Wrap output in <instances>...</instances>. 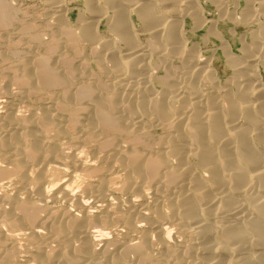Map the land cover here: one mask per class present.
<instances>
[{"label":"bare ground","instance_id":"6f19581e","mask_svg":"<svg viewBox=\"0 0 264 264\" xmlns=\"http://www.w3.org/2000/svg\"><path fill=\"white\" fill-rule=\"evenodd\" d=\"M38 1L50 29L18 30L51 45L8 77L21 103L30 95L43 101L27 116L0 113V163L11 166L0 165V183L14 177L12 192L0 193V264H264V0H243L239 19L228 18L248 19V43L235 25L226 37L215 31L227 0H75L77 8L65 9L74 22L62 15L67 0ZM5 5L0 30L14 10ZM202 30L212 51L188 42ZM77 45L92 55L88 68L61 51L77 56ZM208 53L229 76L204 64ZM75 134L95 146L102 165L56 144ZM114 169L130 196L125 210L107 202L105 176ZM81 175L84 197H75L70 187ZM55 200L73 210L50 209ZM118 226L128 244L107 238Z\"/></svg>","mask_w":264,"mask_h":264},{"label":"rangeland","instance_id":"374dc122","mask_svg":"<svg viewBox=\"0 0 264 264\" xmlns=\"http://www.w3.org/2000/svg\"><path fill=\"white\" fill-rule=\"evenodd\" d=\"M2 1V2H1ZM33 3H32V2ZM37 2L39 3L40 1H36L35 0H0V3H2V5H4L6 3V7L9 8V10L11 8H13L14 10L10 11V16L11 19L9 18V24L7 25L8 29L6 30H0V86L1 88H5V90L7 89V92L10 93V97L8 99V97H6L5 95L1 94L0 93V113L1 114H4L8 109H10L11 111L15 112L16 114H18L19 116H24L27 114H29V109L30 107H34L35 105L36 106H39V104L43 101V97H39L37 98L38 96H32L30 95V97L23 99L22 103H21V100L22 98H20V93L21 91L20 88H15V83L12 82L11 79H9L8 76H10V72H11V67H14L13 70L15 68H17L16 66H18L19 62H21L22 60L24 59H27L30 57V55L32 54H35V55H41L43 56V54H45L47 52V48H48V45L50 44L51 45V42L46 38H41L39 44L38 42H33L32 40L28 39V36L24 35V34H20V31L18 30V26L19 28L21 27V25L23 26H26V25H29L31 26V29H30V35L33 33V35H40L41 31L42 33L46 32L47 30H49V26H43L44 23H43V20H44V16H46V12H45V9H44V6H41L40 4H37ZM69 2V3H68ZM227 4H229V8H226L225 10V13L223 14L224 16H221V19L218 18V20L222 21H218V25L217 28H215V31L217 32V34L220 36V37H226L228 36V31L227 29L231 28V20H229L230 18L233 19V17L235 16V19H239V15H240V8L242 9V5H243V0H227L226 1ZM41 3V2H40ZM235 3V5H234ZM34 4V5H33ZM36 4L38 6H36ZM65 4V5H63ZM231 5V6H230ZM34 6V7H33ZM67 6V7H66ZM75 6V7H74ZM236 6V8H234ZM66 7V8H65ZM78 7V4L76 3L75 0H67L65 1L64 3L61 4V9H62V12L65 10V9H68V10H71V8H77ZM80 7V6H79ZM70 8V9H69ZM236 10H234V9ZM228 9V10H227ZM239 9V10H238ZM232 11L233 13L229 12ZM14 11V12H13ZM67 10H65L64 13H62V15L65 16V18L68 17L69 21L70 22H74L75 18H76V13L73 11V12H66ZM12 12V13H11ZM229 13V14H228ZM15 14V15H14ZM46 14V15H45ZM48 16V15H47ZM204 17L206 18H210L209 20H213L216 18V15H214V13H205L203 14ZM226 16V17H225ZM212 17V18H211ZM230 17V18H229ZM16 18V19H15ZM229 18V19H228ZM74 19V20H73ZM228 19V20H227ZM31 21V22H30ZM17 22V23H16ZM21 22V23H20ZM216 22V21H215ZM236 24H233L236 26V34H240V35H244L245 37V41L246 43L247 40L250 41L251 38H249L250 35H248V32L253 28L251 27L249 24L248 25V19H247V22L245 24H243L242 22L238 23L237 20L235 21ZM24 23V24H23ZM29 23V24H28ZM221 23V24H220ZM26 24V25H25ZM232 25V27H233ZM238 25V26H237ZM240 25V26H239ZM245 25V26H244ZM17 27V28H16ZM34 27V28H33ZM186 27H189V21L188 19H186ZM250 27V29H249ZM47 28V30H46ZM17 29V30H15ZM37 29V30H36ZM8 30V31H7ZM38 31L36 33H34L35 31ZM101 30V31H100ZM34 31V32H33ZM100 35H106V33H104L103 31V28L100 27L99 29V32H98ZM203 30L202 31H199L197 33H188L187 35V38H188V42L190 43V45H196L197 47H195L196 49L199 50L200 53H202L204 50H208L209 51H212L215 47V44L213 43V39L211 41V39H206V41L204 40V38L202 39L201 36H203ZM202 34V35H201ZM246 35H248L246 37ZM26 37V39H25ZM44 37V36H43ZM199 37L202 39L200 40ZM13 38V39H12ZM198 40H197V39ZM147 37H139L137 39V41L140 43V44H144L146 43ZM6 40V41H5ZM32 41V42H31ZM45 41V43L43 42ZM48 41V43H47ZM201 41V42H200ZM205 41V42H204ZM211 41V42H210ZM198 42V43H197ZM204 42V43H203ZM207 42V43H206ZM25 43V44H24ZM206 43V44H205ZM42 44V46H41ZM203 44V45H201ZM35 45H38L39 47H41V49L39 50L38 47ZM45 46V47H44ZM78 46V45H77ZM117 47H121V45L117 44ZM230 47L232 49H234L235 45L230 43ZM34 48V50L32 49ZM83 47L82 46H78L77 49L79 50L78 51V55L74 56L72 55V57L70 58V55L69 54V48L67 46L64 47V50H63V47L61 49V51H63V53H67V56H69V59L72 60V65H74V67L76 66V68H79V67H83L84 64V68H88V66L86 65H89L91 63V59L92 58V55L86 50L82 49ZM206 48V49H205ZM37 49V50H36ZM29 51V52H27ZM45 51V52H44ZM16 52V53H15ZM27 52V53H26ZM31 52V53H30ZM35 52V53H33ZM39 52V54H38ZM26 53V54H25ZM43 53V54H42ZM4 54V55H3ZM80 54V55H79ZM19 55V56H18ZM21 55V56H20ZM49 59L51 57L50 60H53L55 57L51 54H49ZM66 55V54H65ZM83 55V56H82ZM202 55V59H204V64L205 65H209L210 67H212L213 69H215L217 71V74L219 76V78L223 79L224 76H229L228 75V71H226L223 67H222V64L217 60V57H216V54L215 53H211V56H210V53L208 54H205L206 56H204V54H201ZM209 55V56H208ZM29 56V57H28ZM84 57V59L82 58ZM210 57V58H208ZM2 58V59H1ZM19 58V59H18ZM87 58V59H86ZM5 59V60H4ZM81 59H83V61H81ZM205 59L207 60V62H205ZM21 60V61H20ZM75 60V61H73ZM78 60V61H77ZM85 60V61H84ZM18 61V62H17ZM208 61H211L210 63ZM12 62V63H11ZM16 62V63H15ZM76 62V63H75ZM82 62V63H81ZM88 62V63H87ZM7 63V64H6ZM150 65H152V67H155V63H154V58L151 59L149 61ZM10 65V66H9ZM58 65V64H57ZM92 64H90L89 66H91ZM172 67L173 68H176V65L177 63L175 62H172ZM59 66V65H58ZM10 69V70H9ZM161 75V73H160ZM8 78V79H7ZM262 78L264 80V75L262 74ZM204 79V78H203ZM11 80V81H10ZM208 85V82L206 79L202 80V84ZM11 83V84H10ZM14 83V84H13ZM203 84V85H204ZM7 85V86H5ZM2 89V90H3ZM17 89V90H16ZM19 89V90H18ZM10 91V92H9ZM15 91V92H14ZM19 93V94H18ZM14 95V96H13ZM13 96V97H12ZM18 96V97H17ZM2 98V99H1ZM30 99V100H28ZM35 99V100H34ZM40 99V100H39ZM35 102H34V101ZM38 100V101H36ZM38 102V103H37ZM3 104V105H2ZM27 104V105H26ZM2 105V106H1ZM13 108V110H12ZM7 109V110H6ZM6 110V111H5ZM18 110V111H17ZM23 111V112H22ZM28 112V113H27ZM157 134H160L161 131L160 130H157L156 131ZM75 136L78 138L80 137L79 134H75ZM69 137V136H65V138L63 139H59L56 137V144L61 147V150H63L64 154L65 155H68V154H73L77 160H82L85 162V164L89 163V165H92L95 167V164H96V167H99L98 165H102L101 163H99V159H98V156L100 155L99 151V155L97 153V150L95 148V146L93 144H90V143H87V142H82V140L80 138H76V137ZM74 138V139H73ZM72 139V140H71ZM71 140V141H70ZM80 140V141H78ZM81 142V143H80ZM84 143V144H83ZM80 144V145H79ZM123 146H125L124 144H122ZM66 147V148H65ZM63 148V149H62ZM98 155V156H97ZM97 156V159L95 158ZM81 161V162H82ZM83 162V163H84ZM98 163V165H97ZM1 167L4 166L5 164L3 163H0ZM7 165V164H6ZM102 166H100L101 168ZM4 169H11V166L7 165V166H4ZM117 169H114L112 170V173L110 174V176H105L106 179L110 180L109 181V191H110V196L109 197V200L107 201L110 208L114 207L115 204H119L121 209L125 210L126 209V204H125V201L130 198V196L126 193H123L120 189H121V186H122V174L120 172H116ZM80 175V174H79ZM55 176V174H54ZM57 177V175H56ZM83 176L81 175V178ZM12 178V179H11ZM110 178V179H109ZM112 179V181H111ZM81 180V179H80ZM83 180V181H82ZM81 181H79L78 183L75 181L74 184H72V187H70V190L72 193L73 196H78V197H81V195L84 197V189H83V185L81 184L83 182V184L85 182L88 181V179L85 177L82 178ZM13 183L14 182V177H8L6 179H4L3 181H1V183L5 186H3L2 189H0V193H11L12 192V188L14 186V183L12 184V187L11 186H8L6 187L5 185V182L6 183ZM85 181V182H84ZM111 182V183H110ZM0 183V184H1ZM78 184V185H77ZM113 184V185H112ZM112 186V187H111ZM53 187V186H52ZM55 187V186H54ZM81 187V188H80ZM119 188V189H118ZM53 189V188H52ZM79 193V194H78ZM145 193H147L146 195L149 196V191L148 190H145ZM123 194V195H122ZM116 196V197H115ZM120 196V197H119ZM86 197V196H85ZM87 196V198H85V202L87 204H91L92 202V199ZM115 198V199H114ZM136 197H133L132 199H134L135 201H137V198L135 199ZM125 199V200H124ZM119 202H118V201ZM52 203V204H51ZM49 204V205H48ZM72 205V206H71ZM47 206L50 208V209H55V210H58V209H61V208H66L69 210H73V204L70 202H66L63 200H55L54 202H47ZM61 207V208H60ZM72 207V208H71ZM119 207V208H120ZM118 228V229H117ZM122 229L118 227H116V230L113 228L110 232H108V234L110 233V235H107V238L109 239V241H111L112 243H115V244H128L131 240L130 236L127 235L125 233V231L123 230L122 232ZM115 231V232H114ZM113 232V233H112ZM119 233V234H118ZM113 234V235H112ZM109 236V237H108ZM129 237V238H128ZM128 242H127V240ZM125 243H122L124 242ZM119 241V243H118Z\"/></svg>","mask_w":264,"mask_h":264}]
</instances>
